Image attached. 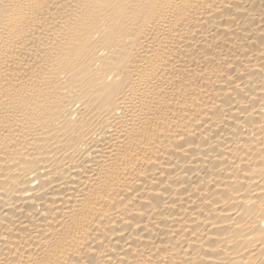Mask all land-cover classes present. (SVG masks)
I'll return each mask as SVG.
<instances>
[{
	"label": "bare ground",
	"instance_id": "obj_1",
	"mask_svg": "<svg viewBox=\"0 0 264 264\" xmlns=\"http://www.w3.org/2000/svg\"><path fill=\"white\" fill-rule=\"evenodd\" d=\"M0 264H264V0H0Z\"/></svg>",
	"mask_w": 264,
	"mask_h": 264
}]
</instances>
